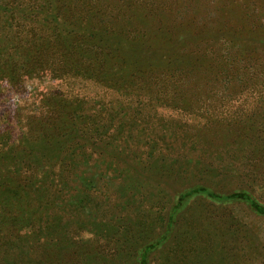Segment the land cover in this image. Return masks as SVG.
<instances>
[{
	"label": "rangeland",
	"instance_id": "1",
	"mask_svg": "<svg viewBox=\"0 0 264 264\" xmlns=\"http://www.w3.org/2000/svg\"><path fill=\"white\" fill-rule=\"evenodd\" d=\"M155 1L89 39L87 72L3 84L0 121L68 130L27 143L42 185L0 218L8 264H264V0Z\"/></svg>",
	"mask_w": 264,
	"mask_h": 264
},
{
	"label": "trees",
	"instance_id": "2",
	"mask_svg": "<svg viewBox=\"0 0 264 264\" xmlns=\"http://www.w3.org/2000/svg\"><path fill=\"white\" fill-rule=\"evenodd\" d=\"M105 2L106 0H0V90L4 83L11 86L23 85L27 78L35 76L40 79L52 74L53 78L61 80L72 71L87 72L90 67H82L80 70L82 64L78 61V55L85 50L88 53L89 39L96 35H125L124 28L128 25L125 24L127 21L131 24L133 18L129 13L133 5L141 6L148 14L158 12L159 9L155 0H118L119 5L113 9L108 7L107 13ZM81 24H84L83 28H80ZM135 37L136 35L132 36ZM81 38H84L83 43ZM97 51L96 49L95 53ZM51 106L54 110V106ZM22 108L15 106L13 110L4 113L0 121V195L4 193L8 196L0 200L2 219L7 218L6 212L9 213L10 208L22 207L23 203L18 200L27 196L25 191L28 188L42 185L39 183L43 177V169H38L36 162L30 164L25 159L26 155L32 153L26 148L27 143H56L68 131L57 123L51 127L40 118L42 113L51 112L44 110V107L33 113H23ZM10 159L19 161L21 166L18 170L3 173L2 162ZM188 191L214 197L208 190L195 191L194 188H189ZM220 196L222 195L217 196L216 200H222ZM261 206L258 208L264 211ZM27 209L28 205L23 211ZM9 216L14 217L10 213ZM8 220L10 219H6ZM25 221L35 225L31 217H27ZM31 226L30 223L26 225L27 228ZM11 228L7 227V231H11ZM18 229L22 231L23 227L19 226ZM13 236L15 234L11 231L8 237L3 238L1 245L12 248ZM9 262L10 258L4 260L0 256V264Z\"/></svg>",
	"mask_w": 264,
	"mask_h": 264
}]
</instances>
